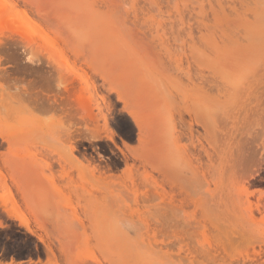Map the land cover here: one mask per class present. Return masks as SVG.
<instances>
[{"label": "rangeland", "instance_id": "obj_1", "mask_svg": "<svg viewBox=\"0 0 264 264\" xmlns=\"http://www.w3.org/2000/svg\"><path fill=\"white\" fill-rule=\"evenodd\" d=\"M0 6V204L12 194L55 255L0 209V264H264V0ZM61 83L93 122L49 106ZM239 152L260 159L253 178Z\"/></svg>", "mask_w": 264, "mask_h": 264}, {"label": "bare ground", "instance_id": "obj_2", "mask_svg": "<svg viewBox=\"0 0 264 264\" xmlns=\"http://www.w3.org/2000/svg\"><path fill=\"white\" fill-rule=\"evenodd\" d=\"M218 4H220V3H218ZM3 5V4H2ZM219 6V5H218ZM5 7V6H4ZM8 7V6H7ZM2 8H3V6H2ZM4 9V8H3ZM3 9H1V6H0V10L1 11H3ZM5 10H6V8H5ZM4 13V15H5V13H6V11H4L3 12ZM0 15H1V13H0ZM1 18H2V16H1ZM4 20L6 19L5 17L3 18ZM2 19V20H3ZM226 19V18H225ZM2 22V21H1ZM2 24H3V22H2ZM2 24H0V25H2ZM26 27H24V29H25ZM27 30H28V27H27ZM24 33H26V32H24ZM25 38H26V34H25ZM30 38V37H29ZM29 38H28V35H27V39H26V41H27V43L28 44H30L31 45V41H33L32 39H30L29 40ZM43 39V38H42ZM41 39V40H42ZM40 40V39H39ZM42 42V41H41ZM47 42V41H46ZM47 43H49V42H47ZM27 44V45H28ZM41 44H43V43H41ZM62 56V55H61ZM60 56V57H61ZM47 63H50V64H55V63H57V64H59V57H54V55H49L47 58ZM34 60V59H33ZM29 61L31 62V63H33L32 62V59L31 58H29ZM34 63H36V65L38 64V65H40L41 64V61H40V59H36V61L34 62ZM52 66V65H51ZM58 69V68H57ZM54 70H56V69H54ZM16 71V70H15ZM57 72H58V76L61 74V72L59 71V69L58 70H56ZM56 72V73H57ZM60 73V74H59ZM63 73V72H62ZM61 76V75H60ZM74 79V78H73ZM15 80H17V79H15ZM62 81V80H61ZM45 83H43V85H44ZM30 85L31 86H29V84H27V86H22L21 88L22 89H18V93H19V90H20V92L22 91V94H24V95H29L30 93L29 92H27V87H30V88H34V86L33 85H36V83H35V81L33 82V83H31L30 82ZM48 85V84H47ZM64 85H66V84H64ZM62 83H61V86H62V89H63V93H65L66 94V98H65V101H61V102H58V100H53L51 103L49 102V106H53V105H55V106H57L58 108H59V110L61 111V114L63 113V115H65L67 118H68V120L70 121V120H72V119H74L75 117H76V115H74V113L72 114L71 112L73 111V112H75L74 110H79L80 111V120H82L83 121V123H86L87 124V122L89 121H91V122H93L94 121V115L91 113V111H89L88 112V110L89 109H86V103H84V105L82 106V105H77V104H75V105H71V103H73L74 102V100H75V98L76 97H74L75 96V93H77L75 90H74V88H73V86H71L72 88V90H70V89H68L69 87H67V86H64ZM59 86H60V84H59ZM58 85H57V87L58 88H60ZM234 90V89H233ZM179 91V90H178ZM232 91V90H231ZM235 91V90H234ZM234 91H232L234 94H235V92ZM43 92V91H42ZM33 94H34V101H35V104H37V103H41L42 102V97L39 95V94H42V93H37V92H34L33 91ZM47 96V95H46ZM49 101V100H48ZM73 101V102H72ZM42 104H43V102H42ZM251 105V104H250ZM75 106V107H74ZM73 109V110H72ZM100 109L98 108V111H99ZM78 112V111H77ZM206 115V114H205ZM75 116V117H74ZM101 119H102V121H103V125H102V129L103 130H105V127H106V124H107V119H106V117L105 116H102L101 117ZM133 119V122L135 123V125H136V127H137V129L139 128V125H138V123H137V121L134 119V117L132 118ZM96 121V120H95ZM208 121H210V120H208ZM96 123V122H95ZM86 124H84V125H86ZM88 126V125H87ZM212 127V126H211ZM100 128L99 127H97L96 125L94 126V127H92V129H88L87 128V133H89V132H91L90 133V138L88 139V140H90V139H92V140H96V139H99L100 138V136L98 135V132L100 131L99 130ZM212 129V128H211ZM69 131V130H68ZM89 131V132H88ZM102 131V130H101ZM68 134H70V133H68ZM112 132H109V133H107V135H106V137L112 142ZM114 135V134H113ZM68 136V135H67ZM8 137V136H7ZM70 137V138H69ZM74 137V136H73ZM75 138V137H74ZM66 140V139H65ZM64 140V141H65ZM68 140H69V143H70V145L68 146V150H69V153H70V155H71V157H73L74 159H76V157L74 156V151H75V147H74V140H73V138H72V136L71 135H69L68 136ZM91 141V140H90ZM11 141H9V138H6V136H4V135H0V145H2V144H4V143H6V144H8V145H10L11 143H10ZM218 143V142H217ZM75 144H76V142H75ZM10 149V148H9ZM242 149V148H241ZM259 149H260V147H259ZM263 149V148H262ZM253 150V149H252ZM247 151H249V150H247ZM256 151V150H255ZM240 152H241V150H240ZM239 152V156L238 157H240L239 159H237V160H239V161H237L238 162V164H236L237 165V168H238V170L241 172V174H242V177H244L245 178V176L247 177H250V178H253V176L254 175H257L258 174V172L260 171V165L262 164L261 163V161H259L260 159L258 158V160L256 159H251V158H249V157H252V154L249 156V154H248V156H246V157H248V158H246L245 157V155L242 153V155H241V153ZM12 153V152H11ZM11 153H9V154H11ZM245 153V152H244ZM27 154H29V153H27ZM256 154H257V152H256ZM7 155V154H6ZM24 155H26V154H23L20 158H18V159H25V158H29V157H31V156H24ZM70 155H68V156H70ZM247 155V154H246ZM258 155V154H257ZM8 156V155H7ZM13 159H15V158H17V156L16 155H14V154H11L10 155ZM262 156V155H261ZM70 157V158H71ZM253 157H254V154H253ZM252 157V158H253ZM255 157H256V155H255ZM264 157L262 156V159H263ZM248 159V160H247ZM249 159H251V160H249ZM261 159V160H262ZM82 160H83V158H82ZM263 162V161H262ZM15 162H11V164H8V169H9V171H10V175H9V178L12 180V181H14V182H18V176H17V174H16V164H14ZM231 166V165H230ZM23 167H25V166H23ZM26 167H28L27 165H26ZM83 167V166H82ZM234 170H235V168H234ZM251 170V171H250ZM1 174V173H0ZM3 175V174H2ZM2 175H0V186H2V185H4V180H3V177H2ZM240 175V174H239ZM239 177V176H238ZM6 178V177H5ZM243 178V179H244ZM246 179V178H245ZM261 180H262V178H261ZM26 183H28V181H26ZM17 185V190L19 191V192H21L23 195V197H24V200H25V198H26V205L27 206H29V205H32L33 204V202H30V201H28L27 202V198L28 197H31L32 196V194H31V196L29 195L28 197L26 196V191H27V188H28V184L27 185H23V184H20V183H17L16 184ZM35 185V184H34ZM27 187V188H26ZM34 187H36V189H41V188H37V187H39L38 185L37 186H34ZM31 187H29V189H30ZM242 188H243V190H245V191H247L248 189L246 188V187H244V186H242ZM36 189H34V190H36ZM45 189V188H44ZM57 189V188H56ZM55 188H54V190H56ZM33 190V191H34ZM29 191H31V190H29ZM41 191V190H40ZM45 191V190H44ZM35 192H37L38 194H39V192L38 191H35ZM43 193V192H42ZM9 194V193H8ZM36 194V193H35ZM37 194V195H38ZM45 194H46V192H45ZM34 195V194H33ZM11 196H12V194H11ZM8 197V198H6V196L4 197V198H2L1 199V204H0V209H2V211H3V213H5V215L7 216V217H9V218H14L15 220H17V222L19 223V226H21V227H24L25 228V230L28 232V233H30L31 235H34V236H36V238L39 240V242H41V243H43L44 244V249H45V253L47 254V255H54V253H53V250L48 246V245H46L45 243H44V241H43V239H42V235H38V234H36L31 228H30V220L28 219V218H26L25 217V215L23 214V212H22V210L20 209V206L18 205V203H17V201L13 198V197ZM36 196V195H35ZM43 196V195H42ZM25 202V201H24ZM58 202V201H57ZM42 203V202H41ZM40 204V203H39ZM41 205V204H40ZM1 212V211H0ZM254 219V218H253ZM258 219V218H257ZM255 220V219H254ZM256 221V220H255ZM262 221V220H261ZM2 227V225H1V223H0V228ZM64 236V235H63ZM11 246V245H10ZM9 246V247H10ZM1 247H2V245H1ZM11 248V247H10ZM1 249V248H0ZM5 250H7V249H5ZM90 250V249H89ZM114 250H116V249H114ZM8 251V250H7ZM91 252H92V250H90ZM133 251V250H132ZM91 252H88V253H91ZM118 252V251H117ZM135 252V251H134ZM139 252V251H138ZM200 252H201V250H200ZM94 253V252H93ZM3 254H4V252H3ZM92 254V253H91ZM134 254V253H133ZM141 254V253H140ZM6 255V254H5ZM89 255V254H88ZM122 255V254H121ZM55 256V255H54ZM143 256V255H142ZM89 257V256H88ZM91 257V256H90ZM92 257H94L93 256V254H92ZM91 257V258H92ZM90 258V259H91ZM97 258V257H96ZM100 258V257H99ZM204 258V257H203ZM4 259V258H3ZM12 259V258H11ZM14 259V258H13ZM133 259V258H132ZM207 259V258H206ZM48 260V259H47ZM93 260V259H92ZM91 260V261H92ZM95 260V259H94ZM98 260V259H97ZM4 261V260H3ZM12 261V260H11ZM13 261H15L16 262V260H13ZM30 262H31V260H29ZM96 261V260H95ZM99 261V260H98ZM146 261V260H145ZM210 261V260H209ZM128 262V261H127ZM148 262V261H147ZM13 264H14V262H12ZM91 263V262H90ZM89 263V264H90ZM96 263H99V262H96ZM126 263V262H125ZM4 264V263H3ZM127 264V263H126ZM128 264H130L129 262H128ZM134 264V263H133ZM198 264H200V263H198Z\"/></svg>", "mask_w": 264, "mask_h": 264}, {"label": "flooded vegetation", "instance_id": "obj_3", "mask_svg": "<svg viewBox=\"0 0 264 264\" xmlns=\"http://www.w3.org/2000/svg\"><path fill=\"white\" fill-rule=\"evenodd\" d=\"M261 178H262V180H261ZM257 182L264 185V174L257 180ZM1 252H2V248H1Z\"/></svg>", "mask_w": 264, "mask_h": 264}]
</instances>
